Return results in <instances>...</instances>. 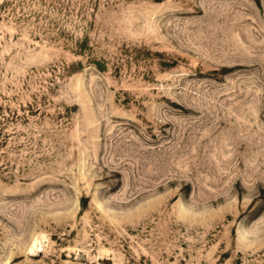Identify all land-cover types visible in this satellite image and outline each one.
<instances>
[{"label": "rangeland", "instance_id": "rangeland-1", "mask_svg": "<svg viewBox=\"0 0 264 264\" xmlns=\"http://www.w3.org/2000/svg\"><path fill=\"white\" fill-rule=\"evenodd\" d=\"M0 264H264V0H0Z\"/></svg>", "mask_w": 264, "mask_h": 264}]
</instances>
